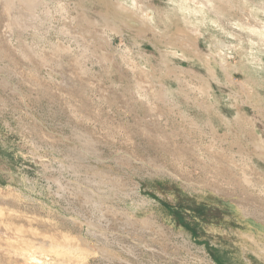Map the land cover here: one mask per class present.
I'll list each match as a JSON object with an SVG mask.
<instances>
[{"label": "rangeland", "instance_id": "374dc122", "mask_svg": "<svg viewBox=\"0 0 264 264\" xmlns=\"http://www.w3.org/2000/svg\"><path fill=\"white\" fill-rule=\"evenodd\" d=\"M14 7L9 19L23 26L5 32L0 4V264H27L32 251L49 262L52 244L32 250L36 237L73 245L82 233L98 251L84 264H179L174 256L191 253V264H264L251 252L239 261L232 242L209 232L256 233L226 204L264 227V0ZM134 208L165 235L126 226L117 211ZM89 220L109 228L114 246L85 232L79 222ZM120 241L161 245L165 258L133 256ZM186 241L187 251L174 248Z\"/></svg>", "mask_w": 264, "mask_h": 264}, {"label": "bare ground", "instance_id": "6f19581e", "mask_svg": "<svg viewBox=\"0 0 264 264\" xmlns=\"http://www.w3.org/2000/svg\"><path fill=\"white\" fill-rule=\"evenodd\" d=\"M15 1H18L20 3H25L28 7V10H33L35 5L36 4H39L40 3V0H0V4L2 5V8H3V23H5L6 25L8 24V28L5 29V32L9 31V28H12L11 25H15V26H19L20 27V23L21 21H23L21 18H15V21L16 23H13L12 21H10L9 19V16H10V8L11 7H14V3ZM24 5V4H23ZM21 7V6H20ZM25 7V6H24ZM15 8V7H14ZM36 8V7H35ZM241 9V8H240ZM23 14V13H22ZM245 14L246 16L249 18V19H252L254 20L252 14H250L249 12L245 11ZM33 15V14H32ZM19 22V23H18ZM27 22V21H26ZM28 23H26L27 25ZM23 26V25H21ZM17 29V28H16ZM21 29H24V28H21ZM15 30V29H14ZM20 31V30H19ZM12 35V34H10ZM14 36V35H13ZM27 45V44H26ZM8 49V48H7ZM6 50V49H5ZM8 52V50H7ZM10 52V51H9ZM31 52V51H30ZM36 53V52H35ZM32 54V53H31ZM28 59H31L32 61L34 62H37L36 59H33L32 58V55H27L26 56ZM36 58V57H35ZM145 74V73H144ZM143 82H146L148 83L147 80H144ZM108 89V88H107ZM106 89V91H107ZM104 91V90H103ZM110 91V90H108ZM135 93V92H134ZM225 157V161L226 163H228L227 165L233 163L232 161H230L229 157L228 156H224ZM233 165V164H232ZM250 170L249 172L254 176L255 174H258L255 170H253L251 167H248ZM243 171H245V167L241 168ZM247 170V169H246ZM157 171V170H156ZM162 170H160L161 172ZM247 172V171H246ZM246 175V174H244ZM261 176L264 177V174H260ZM243 183H246L249 184V185H252L253 183V180H251L249 177L248 178H243ZM255 182V181H254ZM90 190L92 191L93 193V196L95 197H98L99 195L96 193V190L92 189V187L90 188ZM173 192V191H172ZM178 192V191H177ZM221 193V191H218ZM260 192L264 194V183L262 184V188H260ZM218 194V193H217ZM8 195V194H7ZM86 196V194H84ZM225 195V193H224ZM101 196V195H100ZM103 196V195H102ZM227 196V195H226ZM11 197V196H10ZM104 197V196H103ZM228 197V196H227ZM226 197V198H227ZM2 198V197H1ZM218 198V197H217ZM225 199V197H224ZM12 200V199H11ZM89 200V199H88ZM87 200V201H88ZM227 200V199H225ZM13 201V200H12ZM86 202V201H85ZM255 203V202H254ZM15 204V203H14ZM85 206V205H84ZM263 206V204H262ZM8 207V206H7ZM257 207L260 209H262L261 211H263V208L260 207L259 205H257ZM161 208V206H160ZM225 208H226V212L227 214L229 215V219L231 221H234V220H238L237 216L241 217L242 218V222H245V228L251 226V227H255L256 229V233L251 235V233H248V232H243V231H240V230H236L235 233H236V237L234 238V241L231 240L230 236L222 229V228H215V227H212V228H209V232L212 233L215 237H218L220 239H224L225 241H227V243L229 242H232V247L234 249V253H235V257L238 258L239 261L243 260L239 257L240 256H244V257H250L249 253L247 252H251L253 253L257 258L259 259H264V248L260 249V248H256L255 247V242H256V237H259L261 238L262 240H264V227L257 223V222H252V220L250 218H245L244 215L247 214L246 211H243L241 210L240 208L238 207H235V206H232V205H229V204H226L225 205ZM113 209V208H112ZM114 210V209H113ZM101 211V209H100ZM115 211V210H114ZM167 211V210H166ZM104 212V211H103ZM116 212V211H115ZM121 217L124 219L125 221V225L126 226H130L132 228L134 227H139L142 231L144 230H147L149 231V233L151 235L153 234H160V235H165V233L163 232V229L161 230H154V228L149 226L150 223L148 222H151L149 220V217H150V212L146 211V210H142L140 208H134V211H129L128 209H122L120 211H117ZM169 212V211H168ZM100 213V212H99ZM163 213V212H162ZM167 213V212H166ZM118 214V215H119ZM264 214V213H263ZM117 215V214H116ZM115 213L112 211V216L113 217H116ZM264 216V215H263ZM87 218V217H86ZM264 218V217H263ZM100 220V219H99ZM114 221V220H113ZM130 221H131V224H130ZM81 223H85V225L87 226V229L85 230V232L90 235V237H93L95 239H104V241H107V244H104L107 248V246L109 245H113L115 244V242L118 241L117 238H113V235H111V238L109 239L108 236L110 235V232H109V228H104L102 225H95V223L91 222V220L89 221H81L79 222V224L81 225ZM84 226V225H83ZM57 227V226H56ZM75 227V226H74ZM78 227V226H77ZM14 227L9 230L14 232ZM83 229V228H82ZM123 230V229H122ZM8 231V230H7ZM131 231L134 233V231L131 229ZM5 234H6V231H4ZM141 231L139 232H136L137 235H140ZM23 233V232H22ZM112 233V232H111ZM124 233V232H123ZM147 233V232H146ZM146 233L144 235H146ZM12 234V233H11ZM116 234V233H115ZM169 234V233H168ZM2 235V234H1ZM7 235V234H6ZM20 235L23 236L24 238H27L26 236L28 237H32L33 236L31 235H23L21 234L20 232ZM127 236H129L127 234ZM85 233H82V236H75L74 238V243L73 245L72 244H67V235H59L57 236L56 234H53L52 237L50 238H47V237H43L42 235L40 237H34L36 240L35 242L33 241V243L29 246L32 250L34 249H39V248H44V246L46 244H52L51 245V249H50V253H51V256H50V261L48 262V258L44 257V260L43 262L40 261V258H37L36 255L33 253L34 251H32V253H29V254H32L31 257L29 258L30 260L27 261L26 263L27 264H84L82 262V260H89L90 257L89 256H94V255H97L98 256V251L96 252V248H94L92 245H91V242H89L88 240H86L85 238ZM9 238V237H8ZM30 239V238H29ZM103 239L101 241H103ZM113 239H116V240H113ZM120 239V238H119ZM123 239V238H122ZM141 239V238H140ZM167 239V238H166ZM25 241L24 242H28L29 240L27 239H24ZM112 240L114 242H112ZM32 241V239L30 240ZM132 241V240H131ZM138 241V240H137ZM20 242V241H19ZM139 242V241H138ZM178 242V241H177ZM184 242V241H183ZM179 246H174V248H182L184 250L187 251L186 247L188 245L187 241L186 243H184ZM31 243V242H30ZM28 243V244H30ZM61 243V244H60ZM134 243V242H133ZM137 243V242H136ZM151 243V242H150ZM25 244V243H24ZM26 245V244H25ZM60 245V247L58 246ZM138 245V244H136ZM80 246V247H79ZM114 246V245H113ZM132 246V247H131ZM126 245V244H122L121 241H120V247L121 249H123L124 251L126 252H135L136 250L141 254V253H144V252H148V251H151L152 247L147 245V244H141L140 245V248L139 247H136L134 246L133 244L132 245ZM189 246V245H188ZM112 247V246H111ZM21 248V247H20ZM82 250V252L79 254L82 255V256H79L78 255V252L77 250ZM47 249V248H46ZM158 250H156L158 254L160 255H164V258H165V249H163L160 246H158L157 248ZM21 250V249H20ZM99 252H100V255H102L103 251H104V248H99L98 249ZM152 249V253L154 251ZM176 250V249H175ZM25 251H27L25 249ZM48 251V250H47ZM106 251V250H105ZM119 251V250H118ZM178 251V249H177ZM29 252V251H28ZM75 254H74V253ZM131 253L133 256L134 254ZM151 253V254H152ZM155 253V252H154ZM177 255H180L179 252H176ZM45 254V253H44ZM77 255V257L79 258L78 260H74L72 258V255ZM129 254V255H131ZM137 254V253H135ZM175 255V254H174ZM193 254H187V259H184V256L183 254H181V256L179 257H175L174 256V260H176L179 264H191L192 263V260L194 259V257L192 256ZM197 255V254H196ZM48 256V255H47ZM103 256V255H102ZM107 255H105L106 257ZM166 256L168 258H171V255L169 254H166ZM88 257V258H87ZM233 257V256H232ZM75 258V256H74ZM104 258V257H102ZM226 258V257H225ZM223 258V259H225ZM234 258V257H233ZM253 258V257H252ZM136 259V257H135ZM228 260V262L230 261L229 258H226ZM210 260H212L214 263L213 264H218L217 262H215L212 258H210ZM16 261V260H15ZM14 261V262H15ZM24 261V260H23ZM197 263V260H194V264Z\"/></svg>", "mask_w": 264, "mask_h": 264}]
</instances>
